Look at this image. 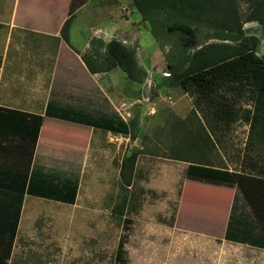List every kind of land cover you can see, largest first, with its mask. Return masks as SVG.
Masks as SVG:
<instances>
[{"label": "rangeland", "instance_id": "obj_1", "mask_svg": "<svg viewBox=\"0 0 264 264\" xmlns=\"http://www.w3.org/2000/svg\"><path fill=\"white\" fill-rule=\"evenodd\" d=\"M126 3L132 7L129 0ZM237 7L242 22L252 4L243 5V11ZM87 21L78 18L71 38L77 37L75 29ZM167 22L171 23L172 18ZM189 24L193 26L196 49L221 43L213 38L215 33L207 24ZM251 30L254 35L246 38H255L256 55L264 57V27ZM170 38L166 44L155 40L160 54L152 77L139 88L127 83L125 91L133 97L126 120L127 136L112 132L108 138L93 136L86 151L85 132H68L80 142L78 164L69 168L77 169L72 174L78 178L75 200L60 210H51L45 219L40 213L34 219L23 220L22 233L33 229L29 225L38 232L32 241V264H216L214 243L207 237L201 239L199 234L222 238L226 222L223 213H229L231 198L213 192L221 203L216 208L213 199L207 204L189 203L183 194L186 164L181 160L200 162L204 158L228 172L250 173L254 167L257 169L252 175L264 179V142L255 144L250 124L240 118L225 124L204 119L192 98L165 73L169 56L180 54L183 58L193 52L176 47L177 40H189L191 36L173 33ZM120 76L123 78V74ZM236 108L252 110L244 99ZM105 113L100 110L96 114L100 117ZM132 152L136 160L130 185L126 186L120 166ZM222 200L227 201L226 207ZM58 215L63 217L62 231L61 218L54 219ZM120 243L123 252L118 257Z\"/></svg>", "mask_w": 264, "mask_h": 264}, {"label": "crops", "instance_id": "obj_2", "mask_svg": "<svg viewBox=\"0 0 264 264\" xmlns=\"http://www.w3.org/2000/svg\"><path fill=\"white\" fill-rule=\"evenodd\" d=\"M129 1L132 7L127 5V0H0V108L41 116L31 169L34 166L33 174L37 183L45 181V187H55L63 183L64 178L72 179V173L76 172V168L74 171L69 170L74 167V163L78 164L81 154L80 142L73 138L75 130L85 132L86 151L90 149L93 136L108 138L112 134L45 116L49 99L59 106L72 107L92 116L100 110L110 113L111 107L126 122L130 117V102L133 101V97L125 91L127 83L139 88L154 74L153 68L160 54L157 44L149 23L142 21L132 0ZM235 2L242 11L243 5L252 4L249 13L255 7V0ZM89 5L91 7L84 11ZM78 18L88 21L83 27H77V37L71 38ZM257 26V21H244V35H254L251 29ZM112 40L137 50V65L145 72L141 84L130 82L118 67L108 68L104 64V49ZM165 73L169 74V71ZM117 80L120 81L115 85ZM96 88L102 97L97 94ZM0 138L2 146H14L16 143V138L6 133L0 132ZM183 163L186 164V175L187 168L192 164ZM193 186L189 190L193 189L197 193L204 189L203 186ZM215 192L221 193L222 189L217 188ZM15 199V193L0 189V257L5 252L6 231L14 221ZM64 205L60 201L27 192L22 195L7 264H32L30 256L35 252L32 241L38 232L29 225L33 229L28 228L27 233H22L23 220L34 219L40 213L44 214L45 219L51 210H60ZM56 218H61L59 228L62 231L63 217L58 215ZM225 220L226 229L228 213ZM44 223L47 228L46 221ZM251 228L256 229L254 226ZM199 235L201 239L207 237L214 243L216 264H264L262 247L227 241L223 237L215 239Z\"/></svg>", "mask_w": 264, "mask_h": 264}, {"label": "trees", "instance_id": "obj_3", "mask_svg": "<svg viewBox=\"0 0 264 264\" xmlns=\"http://www.w3.org/2000/svg\"><path fill=\"white\" fill-rule=\"evenodd\" d=\"M132 2L142 21L149 23L151 34L156 41H164L166 44L173 33L178 37L191 36L189 40L180 39L179 42L177 40L176 47L193 52L183 58H180V54L169 56L166 69L169 71L170 80L177 83L183 92L192 98L194 107L204 115V119H215L225 124L234 123L240 118L250 124L251 131L256 137L255 144L264 142V57L256 55L255 38H246L242 30L244 21H257L264 27V0H255V7L242 22L235 0H132ZM169 18H172L171 23L167 22ZM191 22L207 24L215 33L213 38L220 40L221 43L208 44L196 49L198 45L192 38L194 30L189 24ZM63 38L67 39L66 34ZM229 42L231 44H228ZM135 52L134 48H127L112 40L105 46L104 64L108 68L118 67L130 82L141 84L145 72L137 65ZM96 92L102 97L98 88ZM241 99H244L245 105L251 104L252 110L236 108ZM104 101L109 107L107 101L105 99ZM109 108L110 113L106 112L100 117L98 114L92 116L72 107L59 106L50 98L44 115L127 136L129 134L127 123L114 109ZM41 121L39 115L0 108V132L16 138L14 146L8 144L2 146L0 143L2 176L0 189L16 194L14 221L6 231L5 252L0 257V264H7L22 195L25 192L66 204H72L75 200L78 185L76 176L72 179L64 178L63 183L55 187H45V181L37 183L38 180L34 177L31 159ZM135 160L136 154L132 152L120 166V174L126 180V186L130 185ZM201 160L200 162L181 160L192 164L187 168L183 189V194L189 199L188 202L207 204L213 199L215 203L213 208H216L221 203L213 192L217 188L222 189L223 197L226 196L227 200L231 198L227 225L222 237L227 241L264 248V179L252 175L253 170L257 168L252 167L250 173L228 172L223 167L219 169L208 164L204 158ZM190 186H203L204 189L197 193L193 189L189 190ZM223 187L229 188L230 191ZM225 203L223 207H226ZM213 208L211 211L220 217L221 214ZM223 217L226 218L227 213H223ZM248 222H251L249 226ZM251 226L256 229H252ZM122 252L123 243H120L117 256L120 257Z\"/></svg>", "mask_w": 264, "mask_h": 264}]
</instances>
